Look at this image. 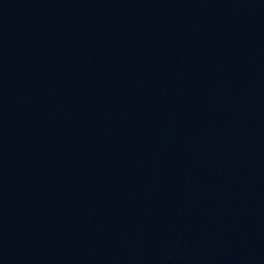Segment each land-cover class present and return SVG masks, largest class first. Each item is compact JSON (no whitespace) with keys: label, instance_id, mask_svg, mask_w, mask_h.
<instances>
[{"label":"water","instance_id":"95a60500","mask_svg":"<svg viewBox=\"0 0 264 264\" xmlns=\"http://www.w3.org/2000/svg\"><path fill=\"white\" fill-rule=\"evenodd\" d=\"M0 264H264V0H0Z\"/></svg>","mask_w":264,"mask_h":264}]
</instances>
